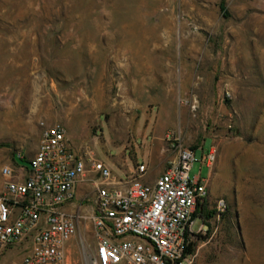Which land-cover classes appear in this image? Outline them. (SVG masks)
I'll return each instance as SVG.
<instances>
[{
	"label": "rangeland",
	"instance_id": "rangeland-1",
	"mask_svg": "<svg viewBox=\"0 0 264 264\" xmlns=\"http://www.w3.org/2000/svg\"><path fill=\"white\" fill-rule=\"evenodd\" d=\"M42 122L117 176L148 164L147 182L176 157L171 142L197 149L191 177L229 211L193 264H264V0H0V153H16L19 174ZM94 196L77 198L83 215ZM96 243L82 218L67 264H87Z\"/></svg>",
	"mask_w": 264,
	"mask_h": 264
},
{
	"label": "built area",
	"instance_id": "built-area-1",
	"mask_svg": "<svg viewBox=\"0 0 264 264\" xmlns=\"http://www.w3.org/2000/svg\"><path fill=\"white\" fill-rule=\"evenodd\" d=\"M41 124L27 175L17 179L10 166L1 169L6 191L0 196V260L22 248L25 254L16 264H67V246L80 220L89 218L97 243L87 264H193L188 247L228 209L224 199L212 207L207 179L191 177L197 149L171 142L176 157L147 182L148 164L117 176L104 161L77 151L62 124ZM215 160L210 152L202 164L210 167ZM80 185L95 193L88 216L82 203L76 205ZM204 204L215 212L208 221L196 215Z\"/></svg>",
	"mask_w": 264,
	"mask_h": 264
},
{
	"label": "crops",
	"instance_id": "crops-1",
	"mask_svg": "<svg viewBox=\"0 0 264 264\" xmlns=\"http://www.w3.org/2000/svg\"><path fill=\"white\" fill-rule=\"evenodd\" d=\"M38 148H39V146L37 147V151H38ZM37 151H36V153H37ZM36 153L34 154V156L36 155ZM15 154L9 155V154H6V153H0V157H1V159H3V160L0 161V196H2L5 193V191H6L5 179L2 176L1 169L3 167L7 166V165L10 166L12 168V170L14 171L17 179H20L23 176L27 175L30 159H32L34 157V156H32L31 158H29V160H24L23 157H21L20 154H19L20 158L24 162H27V167H24V166L19 167L20 170H21V174H19V172H18L19 170L15 167V165H14V163L12 161V159L15 158ZM87 188H89L88 185H80L78 187V192H77L78 198L81 197L84 194V192H85V190H87ZM7 254L8 253H6V255Z\"/></svg>",
	"mask_w": 264,
	"mask_h": 264
},
{
	"label": "trees",
	"instance_id": "trees-1",
	"mask_svg": "<svg viewBox=\"0 0 264 264\" xmlns=\"http://www.w3.org/2000/svg\"><path fill=\"white\" fill-rule=\"evenodd\" d=\"M228 211H229V205H228L227 211L225 213H222L221 217L225 216L228 213ZM214 214H215V212L209 209L208 204H204V205L199 207V209L197 210V214L196 215H200L206 221H208V220H210L213 217ZM208 226L210 228V224L209 223H208ZM195 245L196 244L194 243V244H191L188 247V249H187L188 254H193L195 252Z\"/></svg>",
	"mask_w": 264,
	"mask_h": 264
},
{
	"label": "bare ground",
	"instance_id": "bare-ground-1",
	"mask_svg": "<svg viewBox=\"0 0 264 264\" xmlns=\"http://www.w3.org/2000/svg\"><path fill=\"white\" fill-rule=\"evenodd\" d=\"M36 111H37V104L34 107V112H36Z\"/></svg>",
	"mask_w": 264,
	"mask_h": 264
}]
</instances>
